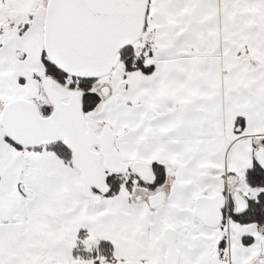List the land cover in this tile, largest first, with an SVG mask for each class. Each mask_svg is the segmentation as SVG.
<instances>
[{
    "label": "snow or ice",
    "instance_id": "1",
    "mask_svg": "<svg viewBox=\"0 0 264 264\" xmlns=\"http://www.w3.org/2000/svg\"><path fill=\"white\" fill-rule=\"evenodd\" d=\"M0 264H264V0H0Z\"/></svg>",
    "mask_w": 264,
    "mask_h": 264
}]
</instances>
